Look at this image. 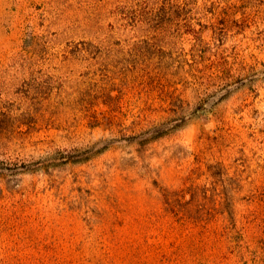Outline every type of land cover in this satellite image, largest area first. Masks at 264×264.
I'll list each match as a JSON object with an SVG mask.
<instances>
[{
    "label": "rangeland",
    "instance_id": "obj_1",
    "mask_svg": "<svg viewBox=\"0 0 264 264\" xmlns=\"http://www.w3.org/2000/svg\"><path fill=\"white\" fill-rule=\"evenodd\" d=\"M162 4L0 0V264H264V0Z\"/></svg>",
    "mask_w": 264,
    "mask_h": 264
},
{
    "label": "trees",
    "instance_id": "obj_2",
    "mask_svg": "<svg viewBox=\"0 0 264 264\" xmlns=\"http://www.w3.org/2000/svg\"><path fill=\"white\" fill-rule=\"evenodd\" d=\"M171 0H160L163 4L160 6L159 10H164L167 3ZM163 15V14H162ZM160 16V13L158 14ZM165 22H162V25H164ZM145 24L148 27H155L152 25L151 20H148L145 22ZM188 33L194 32L193 29L187 30ZM192 31V32H191ZM116 115V114H113ZM159 134H156V136H152L151 138H148V141L151 139H154L153 137H160L162 135V132L159 131ZM136 140V138H135ZM147 141V140H146ZM137 143L143 144V140H137ZM101 151V150H98ZM219 174H217V177L222 178L223 174L226 173L225 168H220ZM207 189L205 185L196 184L194 181L190 182L188 186H185L181 189L176 190H170L167 188H164L161 191V195L163 197V202L165 205V209L175 215L182 214L183 216H186L188 218L194 217L193 215H199L201 206H203L202 201L207 199L206 195ZM223 196L219 195V209L218 212L225 216V213H227L229 216H231L233 213L232 204L227 205L229 202V198L227 197L228 194L226 192H222ZM188 196V198H186ZM231 201V198H230Z\"/></svg>",
    "mask_w": 264,
    "mask_h": 264
}]
</instances>
